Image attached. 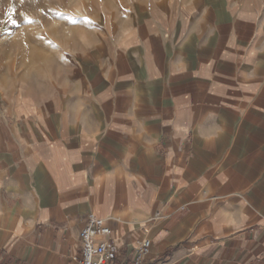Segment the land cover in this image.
Returning a JSON list of instances; mask_svg holds the SVG:
<instances>
[{"label":"crops","instance_id":"crops-1","mask_svg":"<svg viewBox=\"0 0 264 264\" xmlns=\"http://www.w3.org/2000/svg\"><path fill=\"white\" fill-rule=\"evenodd\" d=\"M154 3L0 104V264H79L89 213L113 264H264V0Z\"/></svg>","mask_w":264,"mask_h":264},{"label":"rangeland","instance_id":"rangeland-1","mask_svg":"<svg viewBox=\"0 0 264 264\" xmlns=\"http://www.w3.org/2000/svg\"><path fill=\"white\" fill-rule=\"evenodd\" d=\"M172 2V0H162ZM155 0H0V104L11 94L41 96L43 68L66 34L117 28L128 10L153 11ZM142 4V5H140ZM172 7V6H171ZM169 8V7H168ZM174 5L173 11H177Z\"/></svg>","mask_w":264,"mask_h":264},{"label":"built area","instance_id":"built-area-1","mask_svg":"<svg viewBox=\"0 0 264 264\" xmlns=\"http://www.w3.org/2000/svg\"><path fill=\"white\" fill-rule=\"evenodd\" d=\"M151 241L148 237L140 240L133 260L123 264H143L149 252ZM118 249L111 240V228L107 222L93 213L86 216V223L80 232L79 264H113Z\"/></svg>","mask_w":264,"mask_h":264}]
</instances>
